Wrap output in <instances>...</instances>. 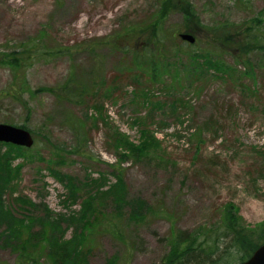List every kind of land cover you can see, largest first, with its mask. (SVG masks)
I'll list each match as a JSON object with an SVG mask.
<instances>
[{"label":"rangeland","instance_id":"1","mask_svg":"<svg viewBox=\"0 0 264 264\" xmlns=\"http://www.w3.org/2000/svg\"><path fill=\"white\" fill-rule=\"evenodd\" d=\"M189 1L205 25L223 19L240 24L258 17L264 28V12L259 14L264 0ZM157 6L156 0H0V50L29 49L30 40L39 36V48L47 50L27 61L24 75L30 89L60 83L71 69L87 84L94 64L98 69L93 74L101 82L96 95L69 107L72 118L86 130V143L75 151V132L59 112L64 106H56L53 96L41 91L12 96V75L0 66V123L24 124L35 140L31 156L13 160V166L20 164L15 194L45 203L54 213L78 211L82 195L73 204L63 203L66 189L47 167L72 175L88 184V190L101 191L116 181L110 171L117 167L126 198L150 205L140 223H128L125 215L122 240L102 228L92 233L87 229L85 243L93 246L87 264H161L170 248L172 228L214 229L228 204L236 207L245 226L264 224L263 54L253 50L246 62L236 65L235 45L225 53L214 48L203 31L197 47H181L176 55L170 41L165 42L167 52L151 56L158 66L154 79L145 72L132 79L136 72L128 67L132 56L111 48L112 38L145 21ZM181 19L180 13L171 12L165 28L174 29ZM100 39L107 43L86 50ZM207 49L213 50L212 59H219L220 68L193 74L195 63L199 69L207 59L191 53ZM141 91L149 92L147 104L137 96ZM94 104L102 105L107 124L99 119ZM136 117L145 118L158 147L148 151V157L130 156L119 162L116 150L107 144L106 131L117 128L123 138L137 143L142 134ZM49 158L53 160L48 162ZM94 178L96 184L90 182ZM111 212L110 207L105 210L102 222ZM75 228L70 225L67 237ZM15 257L9 248H0V264H18Z\"/></svg>","mask_w":264,"mask_h":264},{"label":"trees","instance_id":"2","mask_svg":"<svg viewBox=\"0 0 264 264\" xmlns=\"http://www.w3.org/2000/svg\"><path fill=\"white\" fill-rule=\"evenodd\" d=\"M156 3L157 8L145 21L126 27L111 41L110 47L114 50H119L122 54H131L132 58L128 61V67H134L136 70L132 72V79L137 80L138 75L142 76L144 72L147 76L149 74V78L154 79L158 66L151 56L162 57L161 55L167 52L169 47L165 42L170 41V49H174L176 55L177 52L182 51L181 47H197L198 35L203 31L213 40L214 48L225 53L229 54L228 49L235 45L234 47L239 50L238 54H230L236 65L246 62L248 54L253 50L261 51L262 60H264L262 19L250 17L240 24L223 19L214 24L205 25L189 0H156ZM171 12H178L182 16L180 25L172 30L165 28L166 19ZM263 12H259L260 16ZM180 33L193 35L194 42L189 43L181 39ZM38 38L42 39L40 36ZM39 39L30 40L32 46L35 44L36 46L23 51L0 50V66L9 69L12 75L11 85H9L10 93L12 96H17L16 98H20L24 92L34 94L41 91L51 94L56 106L61 104L64 106L65 110L59 108V112L75 132L78 144L73 147V150H82L86 143V130L82 129L80 120L76 121L72 118L73 112L69 107L80 106L87 95L97 94L98 85L101 82L93 72L98 69V66L94 64L90 68L88 85L78 76L79 73L76 70L71 69L62 82L32 90L27 85L24 73L30 58L47 52L39 48L37 44ZM106 43L107 41L100 39L97 43L88 45L86 50L95 49L96 45ZM57 51L59 52L58 49ZM212 53V49L191 53L194 58L203 56L207 59L203 62V65L207 67L200 66L197 69L198 64L195 63L191 72L202 76L210 67L219 69L221 63L217 64L220 62L218 58L212 59ZM133 95L136 96L135 91ZM138 95L143 98V104L148 103L149 92H137ZM94 108L101 122L107 124V120L102 115V105L94 104ZM85 115L87 116V113ZM134 120L142 134L137 143L123 138L117 128L109 127V131H106L107 144L116 150L119 162L130 156L136 159L148 157L146 153L158 147V141L148 128L145 118L136 117ZM95 121L98 120L95 119ZM20 126L29 130L24 124ZM32 154V149L0 141V248H9L15 253L18 264H87L88 255L93 248L85 243L87 229L89 233H92L94 229L102 228L103 231L112 233V236L122 240L120 226L126 223L125 215L128 223L131 221L140 223L144 220L145 211L150 210V205L146 201L139 198H126V188L122 182V176L119 175L121 171L117 167L110 171L116 181L107 190L101 191L98 188L88 190L86 189L88 184H82L72 175L56 167L48 166L49 174L53 175L66 189L63 203L73 204L82 195L78 211L54 213L45 203H35L23 193L15 194L14 181L17 179L20 164L13 166V160L16 157L26 158ZM52 160L49 158L47 161ZM104 174L101 173V176ZM94 179H90V182L96 184L98 178ZM7 192L8 196H5ZM109 207L112 212L110 218L104 223L102 217ZM125 207L128 208L126 212ZM235 208L234 205L228 204L221 213L220 224L213 227L214 229L188 232L172 228L170 237L167 239L170 248L161 264H238L249 257L257 246L264 243V224L250 228L245 226ZM70 225H75L76 228L73 234L67 237L66 231ZM35 226L38 227L35 228Z\"/></svg>","mask_w":264,"mask_h":264},{"label":"water","instance_id":"3","mask_svg":"<svg viewBox=\"0 0 264 264\" xmlns=\"http://www.w3.org/2000/svg\"><path fill=\"white\" fill-rule=\"evenodd\" d=\"M179 36L189 43L194 41V36L189 33H180ZM0 141L30 147L33 144V137L25 128L12 124L0 123ZM239 264H264V243L259 245L249 258L243 260Z\"/></svg>","mask_w":264,"mask_h":264}]
</instances>
